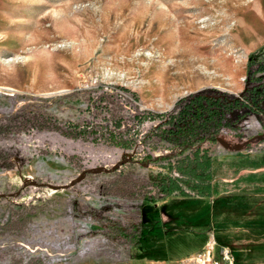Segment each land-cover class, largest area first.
Returning <instances> with one entry per match:
<instances>
[{
  "label": "rangeland",
  "instance_id": "obj_1",
  "mask_svg": "<svg viewBox=\"0 0 264 264\" xmlns=\"http://www.w3.org/2000/svg\"><path fill=\"white\" fill-rule=\"evenodd\" d=\"M263 38L264 0H0V264H126L133 237L112 227L129 230L140 214V252L151 257L178 259V240L237 237L244 218L214 228L208 196L153 201L104 188L116 176H178V149L150 135L155 114L178 108L188 82L236 95L250 86L247 55ZM257 75L264 83V69ZM227 116L216 133L226 141L264 140L259 108ZM118 131L128 147L110 141ZM197 146L217 163L228 151L205 137L188 149ZM227 244L240 263L264 261V240ZM192 253L170 263L193 264Z\"/></svg>",
  "mask_w": 264,
  "mask_h": 264
},
{
  "label": "trees",
  "instance_id": "obj_2",
  "mask_svg": "<svg viewBox=\"0 0 264 264\" xmlns=\"http://www.w3.org/2000/svg\"><path fill=\"white\" fill-rule=\"evenodd\" d=\"M246 62V66L255 65L252 71H248L246 75V84L249 82L252 84L244 86L237 95L213 87L201 88L179 97L175 104L180 106L175 110L155 114L162 120L152 128L150 135L157 142L166 143L178 149L176 153L178 155V165L176 166L178 176H172L169 172L160 170L148 173L142 182L130 177L116 176L117 178L112 179L113 186L108 185L104 191L133 196L136 190H140L142 199L148 198L153 201L172 194L206 195L211 179V153L207 148L201 146L192 150L188 149V146H193L203 137L206 141L219 143L218 137H222V135L216 133L221 126L229 125L230 120L227 116L229 113L235 112V116L238 118L245 110L252 108H259L264 112V83L261 82L260 75H257L264 69V43L257 50L248 53ZM24 117L28 119L29 116L25 115ZM143 118L144 115L138 116L139 120ZM3 128L5 127L2 126ZM123 133L124 131H118L115 134L109 132L108 137L115 145L128 147L131 142H129V138H124ZM65 134L73 135L69 131ZM146 157L152 162L166 158L164 156L152 158L150 155ZM139 217V222L135 225L131 224L129 230L120 225L112 227V230L124 232V237H133V240H128L127 246L138 245L148 231L149 227L142 219V215L140 214Z\"/></svg>",
  "mask_w": 264,
  "mask_h": 264
},
{
  "label": "crops",
  "instance_id": "obj_3",
  "mask_svg": "<svg viewBox=\"0 0 264 264\" xmlns=\"http://www.w3.org/2000/svg\"><path fill=\"white\" fill-rule=\"evenodd\" d=\"M263 41L264 38L261 39L259 44H253V47L260 45ZM210 60H215V58H211ZM193 84L192 82H188V85L191 87L187 92L197 90L206 85ZM219 87L231 92L241 90V87L237 84L233 88ZM227 142L228 146L220 144L228 151L220 155L222 157H220L219 162L217 163L214 161V157L212 158L210 167L211 179L208 184L207 194L196 196H208L211 202L209 209L210 224H213L214 228H219L220 224H224L228 217L241 215L244 218L243 222L236 225V228L241 230L237 237L232 239L224 236L211 237L214 241V246L216 245L218 250L224 247L232 252V249L227 244V240H264V214L258 213L256 209L258 207L264 209V140L260 141L255 149H239L240 143ZM244 155L248 157L242 158L241 156ZM184 221L182 216H178V226H185ZM185 241L188 243L193 240ZM206 241L196 242L195 240L193 244H186L183 247L182 241L178 240V259H175L176 257L166 259L163 257H151L141 253V244L144 242L141 240L138 245L128 246L130 251L133 252L126 261V264H171L170 262L180 260L181 254L190 250L191 252H196ZM216 257L219 258V253ZM232 257L236 264L264 263V261L240 263L237 261L235 255L232 254Z\"/></svg>",
  "mask_w": 264,
  "mask_h": 264
},
{
  "label": "built area",
  "instance_id": "obj_4",
  "mask_svg": "<svg viewBox=\"0 0 264 264\" xmlns=\"http://www.w3.org/2000/svg\"><path fill=\"white\" fill-rule=\"evenodd\" d=\"M213 248L214 241L209 239L199 250L186 256L184 260H189L193 264H236L229 249L220 248L218 258L214 255Z\"/></svg>",
  "mask_w": 264,
  "mask_h": 264
},
{
  "label": "bare ground",
  "instance_id": "obj_5",
  "mask_svg": "<svg viewBox=\"0 0 264 264\" xmlns=\"http://www.w3.org/2000/svg\"><path fill=\"white\" fill-rule=\"evenodd\" d=\"M8 61H10V60H14V58L13 57H9L8 59H7ZM6 60V61H7ZM176 64V63H175ZM178 65V64H177ZM202 66H204L203 64H202ZM173 68H175L176 70L174 71V70H170V69H173ZM168 69L170 70V72H177V69H178V66H172V65H170L169 67H168ZM203 71L205 72V73H208V72H212L211 70H208V67L207 66H204V69H203Z\"/></svg>",
  "mask_w": 264,
  "mask_h": 264
},
{
  "label": "water",
  "instance_id": "obj_6",
  "mask_svg": "<svg viewBox=\"0 0 264 264\" xmlns=\"http://www.w3.org/2000/svg\"><path fill=\"white\" fill-rule=\"evenodd\" d=\"M218 141L223 146H228L229 145L228 142L225 139H223L222 137H218Z\"/></svg>",
  "mask_w": 264,
  "mask_h": 264
}]
</instances>
